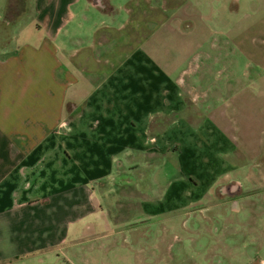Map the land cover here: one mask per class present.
<instances>
[{"label": "crops", "instance_id": "obj_1", "mask_svg": "<svg viewBox=\"0 0 264 264\" xmlns=\"http://www.w3.org/2000/svg\"><path fill=\"white\" fill-rule=\"evenodd\" d=\"M182 1L85 0L89 17L82 0H58L6 32L0 264H35L87 237L123 238L141 264H264V230L232 209L256 176L264 184V120L239 129L228 110L200 104L190 56L153 40L158 25L182 31L167 24ZM241 136L260 142L252 171Z\"/></svg>", "mask_w": 264, "mask_h": 264}, {"label": "rangeland", "instance_id": "obj_2", "mask_svg": "<svg viewBox=\"0 0 264 264\" xmlns=\"http://www.w3.org/2000/svg\"><path fill=\"white\" fill-rule=\"evenodd\" d=\"M62 1L65 3L66 0ZM182 2H184L183 7L169 13L170 19L167 23L170 25L172 22H181L182 31H172L167 26L158 25L153 40L160 39L161 42L167 40L166 47L171 58L176 57L177 53L190 56L191 60L184 63L183 69L190 72L186 76V81L199 82L201 95L196 98L200 104L217 106L218 111L228 110L233 124L235 123L239 129L242 128L243 120H264V0H183ZM57 3L58 0H0V51L11 39L6 32L18 33L19 30L15 29V25H25L35 19L38 15L37 8L41 10L55 7ZM22 8L28 14L21 19L17 16V12L18 9L22 11ZM77 8L80 11L85 10L89 17L94 16L93 10L85 5V0H82V4ZM39 21L43 19L40 18ZM12 42L13 40L10 43ZM237 144L239 151L248 149L246 146L251 144L250 152L255 154L250 158L249 168L252 171L261 158L258 157L260 152L258 138L252 137L248 141L241 136ZM253 173L250 175L252 176ZM257 178L256 176V179L249 182V191L241 205L235 204L232 209L237 210L241 207L247 216L251 215L252 219H255V222H248L247 229L259 225L258 227L264 230V184L257 182ZM258 216L260 220L256 221ZM243 239L246 244L250 242L252 245L258 244L252 241L253 238ZM254 239H258V236ZM83 240L86 244L74 251L62 250L57 253L35 255L36 259L40 258V260L33 262L36 264L42 260V264L142 263L141 258L130 247L123 246V238L93 241V237H87ZM148 240L152 244L160 241L156 236L153 240ZM258 242V245H262L264 239ZM159 251L160 249L152 250L151 254L161 261L164 255ZM22 259L23 264H32L30 262L32 256L27 255ZM11 264L15 263L11 262Z\"/></svg>", "mask_w": 264, "mask_h": 264}, {"label": "trees", "instance_id": "obj_3", "mask_svg": "<svg viewBox=\"0 0 264 264\" xmlns=\"http://www.w3.org/2000/svg\"><path fill=\"white\" fill-rule=\"evenodd\" d=\"M20 12V9H18V12H17V14Z\"/></svg>", "mask_w": 264, "mask_h": 264}]
</instances>
